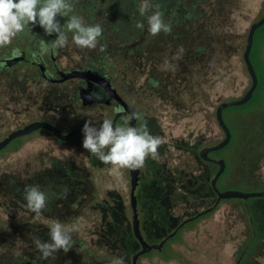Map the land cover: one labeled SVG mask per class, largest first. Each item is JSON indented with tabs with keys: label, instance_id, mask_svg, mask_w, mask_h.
Instances as JSON below:
<instances>
[{
	"label": "rangeland",
	"instance_id": "374dc122",
	"mask_svg": "<svg viewBox=\"0 0 264 264\" xmlns=\"http://www.w3.org/2000/svg\"><path fill=\"white\" fill-rule=\"evenodd\" d=\"M111 1L95 3L97 10L103 11L91 20L77 6L75 13L87 24L102 25L100 44L106 48H86L91 61L96 62L99 52L106 53L105 61L113 74L116 71L123 98L143 116L149 131L165 140L158 158L149 157L140 168L148 182L155 165H173L172 157L222 139L215 108L221 101L241 97L250 84L242 52L249 25L264 11V0H221L220 12L213 7L216 0H160L166 22L172 25L180 15L181 22L171 32L179 38L166 42L170 33L150 34L152 57L148 60V51L144 63H137L132 52L140 41L133 33L121 34L124 14H108L109 9H103ZM180 46L185 49L183 58L172 61L178 63L177 70L162 71L165 59L171 60ZM258 51L252 60L263 84L243 107L223 109L232 134L228 148L231 170L227 178H218L219 190L264 189V70L259 68V64L264 65V41ZM152 69L157 70V84L152 82ZM18 93L11 94L5 110L0 109V139L23 122L22 113H33L36 108L40 94L34 88ZM42 107L58 114L57 123L65 131L82 127L89 119L98 125L113 115L98 104L61 109L47 101ZM82 139L80 134L59 142L40 129L15 138L0 150V244L1 238H6L5 249L36 255L40 264H111L117 257L130 264L139 244L131 228L128 169H122V178L116 179L109 171L112 166L82 148ZM181 158L179 169L187 172V166L192 167L190 159L186 154ZM200 167L207 179L215 170L205 163ZM240 177L244 181L234 184ZM34 184L49 197L47 209L39 216L27 208L24 198L25 187ZM195 185L187 193L169 192L160 201L153 195L156 184L145 185L138 201L148 241H158L178 222L214 202L213 192L204 193L201 184ZM65 190L66 198H60ZM54 220L82 226L73 233L75 243L67 253L61 250L54 261L42 260L31 237L49 240ZM162 250L166 257L151 250V255L138 258V264H235L238 259L239 264H264V196L221 199L212 211L186 223L166 240Z\"/></svg>",
	"mask_w": 264,
	"mask_h": 264
},
{
	"label": "clouds",
	"instance_id": "9594fccd",
	"mask_svg": "<svg viewBox=\"0 0 264 264\" xmlns=\"http://www.w3.org/2000/svg\"><path fill=\"white\" fill-rule=\"evenodd\" d=\"M151 11V14L148 13ZM138 12L146 16L147 31L152 35L171 33L172 25L166 22L158 4L152 0H142ZM57 17L66 18L61 24ZM39 25L45 35L56 34L50 42H41L39 51L34 57L55 52L67 46L71 33L73 44L81 49H97L104 51L106 46L100 44L103 35L101 24H87L84 18L75 13L74 0H0V47H6L26 28ZM136 28L143 30L142 21L136 23ZM185 49L180 46L172 55L171 60L165 59L161 65L162 71H175L183 58ZM130 119L141 121L133 126ZM82 148L96 156L102 163L112 166L109 171L116 179L122 178V169L137 170L145 166L146 160H153L159 156V149L165 143L163 137L153 135L140 113L133 112L131 118L126 117L124 125H115L111 119H104L99 127L91 120H85L82 126ZM111 186L109 185V188ZM66 198L67 190L59 194ZM24 198L27 208L37 216L41 215L48 206V194L41 190L39 185L25 187ZM81 223L65 225L54 220L49 227V240L45 241L38 236H32L36 249L41 253L42 260L54 261L56 253H67L74 245L73 233L78 232ZM111 264H125L123 257L115 258Z\"/></svg>",
	"mask_w": 264,
	"mask_h": 264
},
{
	"label": "flooded vegetation",
	"instance_id": "af4514ba",
	"mask_svg": "<svg viewBox=\"0 0 264 264\" xmlns=\"http://www.w3.org/2000/svg\"><path fill=\"white\" fill-rule=\"evenodd\" d=\"M57 18L60 20L61 24H63L66 19L63 17H57ZM71 35H72L71 33H68L69 41L66 47L58 49L57 51L49 53L47 55H44L42 58L34 57V53H37L39 51L41 42H50L51 40L55 39L56 34L54 33L52 35H45L43 29L39 25L32 26L31 29L26 28L24 32L20 33L16 38L12 40L11 44L7 45L6 47H0V109L5 110L6 103L11 98V94L17 92V90L19 92L17 95H22L21 92H23L24 90H26L27 87H29V88H34L36 92L40 94V96H38V101L36 102L37 105L34 112L29 113L27 115L25 113H22L20 116H23V122L19 124V126L16 128L22 127L32 121L42 120L51 123L58 129H60L62 133H67L70 130H72V129H70L69 131L63 130L62 127L59 126V124L57 123L59 120L58 114L55 113L51 108L42 107L43 104L47 101L53 102L55 106H60L61 109L85 108L98 104L105 108H109L111 110V112L113 113L112 117L109 118L111 120L114 117V115L122 109L120 105H117V101L114 98H110L108 103L104 101L103 102L94 101L91 104H87V105L82 104V99L80 97V94L82 89L88 86V80L87 78L79 75L68 76L69 73L71 72L73 73L74 71L84 72L87 70H91L97 72L98 74L106 77L110 81L111 86L115 88L116 92L122 98L123 96L121 94V87L120 85H118L117 78L114 75L116 71L113 74V71L110 70V68L108 67L105 61L107 56L106 53L103 54L102 52H99L96 55V59H97L96 62L94 60L91 61L88 50L86 48L81 49L75 46L71 40ZM135 37L136 38L134 39L137 41L138 38L137 36ZM171 40L172 39L169 38L168 40H166V42ZM152 51L153 50H151V54ZM150 56L152 57V55ZM156 76H157V70L152 69L151 78L153 80L152 81L153 84H157ZM90 83H91L90 93L92 94L93 97H97V96H103L105 98L107 97V94L102 86H100L98 83L92 80L90 81ZM128 105L134 109V107L129 103ZM126 117L128 118L130 117L128 113L126 115L118 116L116 119V125L123 126ZM136 125L138 127V120H136ZM40 129L47 131V133L51 135L53 139L59 142H66L72 138L71 137L70 139L67 140H60L48 129L39 128L37 130ZM28 134H31V132ZM211 152L208 153V155L211 158L213 159L223 158L225 161V168L218 178L219 179L221 178L225 179V177L227 178L231 170L229 164V155H228L230 153V149H226L225 151H223L224 155H220V156L212 155ZM183 154H186L189 157L190 164L192 166V167L187 166V170H186L187 172H182L183 169H179L178 166L182 162L181 157ZM203 161L206 164L215 167L214 173L216 172V170L218 169V165L216 163L206 160ZM172 162L173 165L172 166L170 165L166 168V170L169 173V178H172L174 177V175H177V176H181V179L188 178L190 183L192 184H202L201 180L203 178L202 177L203 173L201 172L202 170H200L201 165H199V161L197 158L190 157L188 153L184 151V153H181L179 156L173 157ZM188 174H190V176H188ZM212 176L208 179L207 184H210V180ZM150 183L144 180V177L140 170V178L136 188L137 208L139 215H140V205L138 201L139 194L144 191L145 185ZM213 204L214 202L211 205ZM178 224L179 222L172 228V230ZM182 227H180L179 230ZM179 230L177 232H179Z\"/></svg>",
	"mask_w": 264,
	"mask_h": 264
},
{
	"label": "water",
	"instance_id": "95a60500",
	"mask_svg": "<svg viewBox=\"0 0 264 264\" xmlns=\"http://www.w3.org/2000/svg\"><path fill=\"white\" fill-rule=\"evenodd\" d=\"M263 24H264V11L258 19L251 22V24L248 27L247 33H246L244 48L242 52V60H243L246 72L250 79V84L248 88L246 89V91L241 97L224 100L217 104L215 108V119H216L218 126L222 130L223 137L218 142L211 144V145L203 146L199 150V156L201 159L206 160V161H212L218 165V169L216 170V172L214 173V175L212 176L210 180L211 188L216 196L214 204L207 208L202 209L201 211L197 212L196 214L192 216L186 217L183 220H181L179 224L172 231L165 234L159 241L149 242L144 238L141 232L140 219H139L138 208H137L136 188H137L138 181L140 178V169H137V170L128 169L129 186H130L129 187V206L131 209V228H132L133 236L139 244V248L135 252H133L131 255L130 264H138V258L143 254L149 253L151 250L160 251L164 243L166 242V240L173 237L180 227L192 221L193 219L209 212L213 208V206L216 205L221 199H227V198L246 199L248 197L264 196V189L256 190V191L254 190L242 191V190H237V189L219 190L216 186V182H217L219 175L223 172L225 168V161L223 158L213 159L208 155L209 152L219 150L223 148L224 146H226L231 139V131L223 118V109L230 107V106H239V105L245 104L247 101L251 99L253 92L255 91L257 87L258 77L255 71L254 65L250 59V51H251L252 44H253V37H254L255 30ZM70 75H79V76L87 78L88 80V86L86 88H83L80 94L83 105L91 104L94 101H97V102L104 101L108 103L110 98H114L117 101V105H120L122 109L118 111L112 118L113 123L116 125L117 117L120 115H126L127 113L130 116L129 118H131V114L134 112V109L131 106H129L128 103L116 92L115 88L111 86L110 81L106 77L98 74L95 71H91V70H87L84 72L74 71L73 73L71 72L68 74V76ZM91 80L95 81L96 83H98L100 86L104 88L107 94L106 98L103 96H97V97L92 96V94L90 93L91 91L90 81ZM130 124L133 126H137L135 119H130ZM99 125L100 124L96 126L99 127ZM39 128L48 129L60 140H67L75 135L83 134L82 127L72 129L67 133H62L60 129H58L51 123L47 121L36 120L22 127H19V128H16L10 131L5 137H3L0 140V150L3 149L13 139L26 135ZM238 263H239V260L236 261L235 264H238Z\"/></svg>",
	"mask_w": 264,
	"mask_h": 264
},
{
	"label": "trees",
	"instance_id": "16d2710c",
	"mask_svg": "<svg viewBox=\"0 0 264 264\" xmlns=\"http://www.w3.org/2000/svg\"><path fill=\"white\" fill-rule=\"evenodd\" d=\"M95 1H93V0H78V4L77 5L74 4V7L76 9V6H77V9L83 14L86 13V15H88V17L91 20L92 17H94L96 13H98V15H100V14H102V11H103V10H101V11L97 10L96 5H95V3H97L98 5L102 4V3H100L101 0H95ZM141 2H142V0H112L108 4H105L106 6H103V9L104 8L105 9L106 8L109 9V12H106L108 14L109 13L110 14H116V12H122L124 14L123 17H122V21L124 22V23H122L123 24L122 34L123 35L125 34L126 36H128L129 34L132 35V33H133L134 36H137L138 40L140 41L138 43L137 47L134 48L133 51L131 50L132 52H134L133 56L138 61L137 63H139V62L140 63L141 62H143V63L147 62L146 56L148 55V51L151 52V50H150V48H151V45H150L151 37H150V33H148V31H147L146 16L142 17V16H140V14L138 12V8H139ZM152 2L155 3V4H158L160 6V8L163 6L161 4L160 0H152ZM222 5L223 4H222L221 0H216V2L214 3L213 7H216L217 11L220 12L222 10ZM164 6L166 7L167 4H164ZM132 8H134V12L136 13V16L132 15L134 13L133 11H131ZM126 11H129V12H127V14H128L127 17L125 15ZM217 14L220 15V13H217ZM136 17H137V19H136ZM126 19L128 21H131L127 25H126V22H125ZM222 19L224 20V16H222ZM141 20H143V22L145 24V28L143 30L138 29L135 26L136 23L138 21H141ZM107 21L110 22L109 20H107ZM180 22H181V17L179 15V17H177L175 19L174 23H172L173 30L175 29L176 25L178 23H180ZM222 24H224L223 21H222ZM193 29H195V28L193 27ZM169 37L174 39L177 36L172 35L170 33ZM177 38H179V37H177ZM263 41H264V24L261 25L260 27H258L255 30L254 37H253V44H252V48H251V51H250V59H251L253 65H254V68H255V71H256V74H257V77H258V84H257V87H256L255 91L253 92L252 97L257 92L258 88L263 84L261 78H259L257 67L255 66V64H254V62L252 60L253 53H255V52L260 53L258 50L260 49V46L263 43ZM150 55H151V53H149L148 60L150 59ZM259 68L261 69V71H263L264 70V65H260L259 64ZM244 105L230 106V107H227L226 109L243 107ZM230 143L231 142H229L228 145L224 146L223 148H221L219 150L212 151L211 152L212 155H213V153H218V152L225 151L226 149H228L230 147ZM201 148H199V150ZM199 150L195 149V151L191 150V151H187V153H188V155L190 157L197 158L198 161H199V165H200V163L202 165L205 162L203 160H201V158L199 156V153H198ZM172 160H173V157L170 159V162H172ZM170 165L172 166V163ZM168 166L169 165H164L163 166V163L155 165L152 168L151 176L148 179L149 183L150 182H154L156 184V186L154 188V191H153V195L155 196V198L158 199V201H160V199H162V198H165L169 192L183 191V192L187 193V192H190L192 189H194L196 187L195 184L190 183L188 178L181 179V176H177V175H174V177L169 178V173L166 170V168ZM188 176H190V174H188ZM242 179L243 178L240 177L239 180H238L240 182H234V184L243 182L244 180H242ZM201 181H202L201 190L204 193L213 192V190L211 188V185L207 184L208 183V179L206 178L205 174H203V178H202ZM156 204L160 205V202L156 203ZM214 208H215V206L211 209V211ZM139 219H140L141 232H142L144 238L148 241V239H147V237H146V235H145V233L143 231V228H142V219H141L140 215H139ZM1 240H2V242L4 244L3 243L0 244V264H40L39 263V258H37L36 255H33L31 257L28 254H26L24 251H21V250L17 251L16 249L15 250L17 252L15 250H10L9 251V250L5 249L6 248L5 244L7 243V239L6 238H1ZM8 247H10V246H7V248ZM14 248H16V246H14ZM14 251L16 253H14ZM156 252L158 253V255L160 257H166L165 254L161 253V252H163V250L162 251H156ZM149 254L151 255V253H147V254H144V255L148 256ZM45 264H48V263H45Z\"/></svg>",
	"mask_w": 264,
	"mask_h": 264
}]
</instances>
